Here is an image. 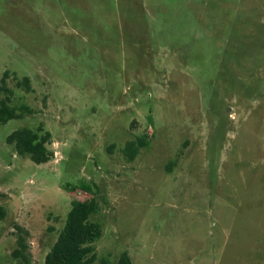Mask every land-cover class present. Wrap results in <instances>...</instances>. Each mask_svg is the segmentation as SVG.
<instances>
[{
  "label": "rangeland",
  "instance_id": "374dc122",
  "mask_svg": "<svg viewBox=\"0 0 264 264\" xmlns=\"http://www.w3.org/2000/svg\"><path fill=\"white\" fill-rule=\"evenodd\" d=\"M6 71L32 113L0 126V264L91 199L94 264H264V0H0ZM40 126L35 164L7 138Z\"/></svg>",
  "mask_w": 264,
  "mask_h": 264
},
{
  "label": "trees",
  "instance_id": "16d2710c",
  "mask_svg": "<svg viewBox=\"0 0 264 264\" xmlns=\"http://www.w3.org/2000/svg\"><path fill=\"white\" fill-rule=\"evenodd\" d=\"M9 72L6 71L1 80L0 94L5 98L0 101V126L13 119H22L25 114H31L28 106L16 108L10 105L12 91L6 85ZM18 88L31 91V79L24 77L16 83ZM51 133L45 131L42 126L36 130L21 128L13 131L7 138V142L14 146L18 155L29 156L35 164L48 163L53 159L54 153L48 148L51 143ZM144 143L130 141L124 148V154L129 160H133ZM99 212V203L95 199L76 202L68 213L63 229L60 231L57 241L51 247L45 258V264H94L97 260L95 243L102 237V227L93 217ZM26 245L23 238H18V248L12 256L17 261L19 258H27ZM101 264H111L106 259L99 260ZM115 264H133L127 252H123Z\"/></svg>",
  "mask_w": 264,
  "mask_h": 264
}]
</instances>
